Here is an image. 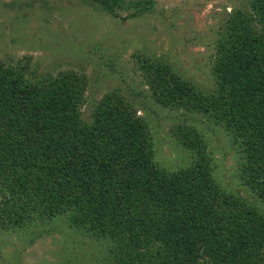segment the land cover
<instances>
[{
	"label": "trees",
	"instance_id": "1",
	"mask_svg": "<svg viewBox=\"0 0 264 264\" xmlns=\"http://www.w3.org/2000/svg\"><path fill=\"white\" fill-rule=\"evenodd\" d=\"M97 1L131 17L156 6ZM247 1L249 10H233L217 38L214 91L161 58L135 63L157 104L224 127L264 201V0ZM28 68L0 58V191L11 186L17 199L0 202V230L72 210L73 223L101 229L113 264H264V214L218 186L196 130L175 132L195 164L169 173L155 161L147 124L121 95L106 94L86 121L85 73L32 76Z\"/></svg>",
	"mask_w": 264,
	"mask_h": 264
},
{
	"label": "rangeland",
	"instance_id": "2",
	"mask_svg": "<svg viewBox=\"0 0 264 264\" xmlns=\"http://www.w3.org/2000/svg\"><path fill=\"white\" fill-rule=\"evenodd\" d=\"M155 5L131 17L132 11L102 10L97 0H0V58L8 65H27L32 76L85 73L86 121L106 94L121 95L147 124L155 161L169 173L197 160L175 135L190 126L206 144L218 186L264 214L243 151L224 127L207 115L157 104L135 63L137 56L161 58L203 91H214L217 38L233 10H249L248 1L156 0ZM5 191L0 202H17L11 186ZM70 211L38 214L27 225L0 230V264H113L105 260L111 259V244L98 236L101 229L73 223ZM102 219L96 220L102 224Z\"/></svg>",
	"mask_w": 264,
	"mask_h": 264
}]
</instances>
